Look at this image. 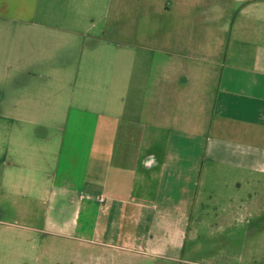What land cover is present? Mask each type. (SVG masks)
<instances>
[{
	"label": "crops",
	"instance_id": "obj_1",
	"mask_svg": "<svg viewBox=\"0 0 264 264\" xmlns=\"http://www.w3.org/2000/svg\"><path fill=\"white\" fill-rule=\"evenodd\" d=\"M260 212L264 0H0V264Z\"/></svg>",
	"mask_w": 264,
	"mask_h": 264
},
{
	"label": "rangeland",
	"instance_id": "obj_2",
	"mask_svg": "<svg viewBox=\"0 0 264 264\" xmlns=\"http://www.w3.org/2000/svg\"><path fill=\"white\" fill-rule=\"evenodd\" d=\"M199 217L201 222L191 226L184 246L168 256L140 258L133 263L119 253L99 248L91 262L89 249L83 246L82 264H264V212L244 213L236 216L237 222L234 215L222 222L220 216Z\"/></svg>",
	"mask_w": 264,
	"mask_h": 264
}]
</instances>
